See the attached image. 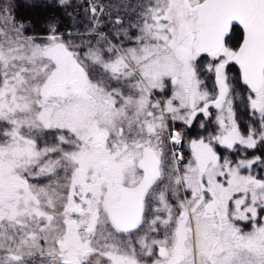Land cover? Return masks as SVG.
Listing matches in <instances>:
<instances>
[{"label": "snow or ice", "instance_id": "1", "mask_svg": "<svg viewBox=\"0 0 264 264\" xmlns=\"http://www.w3.org/2000/svg\"><path fill=\"white\" fill-rule=\"evenodd\" d=\"M17 12L0 264H264V0H88L75 34Z\"/></svg>", "mask_w": 264, "mask_h": 264}, {"label": "trees", "instance_id": "2", "mask_svg": "<svg viewBox=\"0 0 264 264\" xmlns=\"http://www.w3.org/2000/svg\"><path fill=\"white\" fill-rule=\"evenodd\" d=\"M16 4L18 6L17 15L22 19L32 21L37 31H43L44 23L51 16L59 20L62 32L71 30L73 34L77 31H84V26L88 22L84 12V8L88 6V0H69V3L63 6L59 5L57 0H16ZM236 104L238 105V116L245 119L240 101L237 100ZM252 153L254 151L249 150V154Z\"/></svg>", "mask_w": 264, "mask_h": 264}, {"label": "flooded vegetation", "instance_id": "3", "mask_svg": "<svg viewBox=\"0 0 264 264\" xmlns=\"http://www.w3.org/2000/svg\"><path fill=\"white\" fill-rule=\"evenodd\" d=\"M80 32H83V31H80ZM185 151H187V149H185ZM250 156L251 155H259L257 152H254V153H252V154H249Z\"/></svg>", "mask_w": 264, "mask_h": 264}]
</instances>
